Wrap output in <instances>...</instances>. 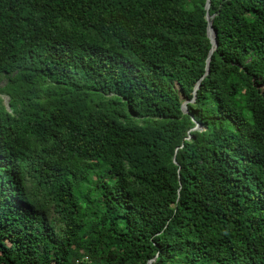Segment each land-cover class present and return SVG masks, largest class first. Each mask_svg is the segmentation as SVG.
<instances>
[{
  "label": "trees",
  "instance_id": "obj_1",
  "mask_svg": "<svg viewBox=\"0 0 264 264\" xmlns=\"http://www.w3.org/2000/svg\"><path fill=\"white\" fill-rule=\"evenodd\" d=\"M206 4L0 0V264H264V0L208 72Z\"/></svg>",
  "mask_w": 264,
  "mask_h": 264
},
{
  "label": "water",
  "instance_id": "obj_2",
  "mask_svg": "<svg viewBox=\"0 0 264 264\" xmlns=\"http://www.w3.org/2000/svg\"><path fill=\"white\" fill-rule=\"evenodd\" d=\"M210 7H211V0H207V4H206V10H207L206 20L208 22V31L207 32H208V37H209V39L211 41V44H212V47L210 49L209 56H208V59H207V67H206V71L207 72L209 71V64H210L211 56H212V54L214 53V51L216 50V48L218 46V41H217V39H218V32H217V30L215 29V27L213 25V17L214 16H211L210 13H209ZM205 75L201 78V80H199L197 82V84H196V86L194 88V95L197 94V90L199 89V87L201 85L202 79L205 78ZM187 104H188V101H185L183 103L182 108H183L184 112H188ZM199 127H200V125L197 124L194 129H198Z\"/></svg>",
  "mask_w": 264,
  "mask_h": 264
},
{
  "label": "rangeland",
  "instance_id": "obj_3",
  "mask_svg": "<svg viewBox=\"0 0 264 264\" xmlns=\"http://www.w3.org/2000/svg\"><path fill=\"white\" fill-rule=\"evenodd\" d=\"M8 81V78L6 75H1L0 77V87H3ZM1 97L3 98L4 103L9 106V97L6 94H1Z\"/></svg>",
  "mask_w": 264,
  "mask_h": 264
}]
</instances>
